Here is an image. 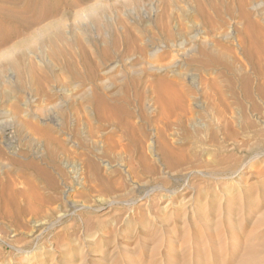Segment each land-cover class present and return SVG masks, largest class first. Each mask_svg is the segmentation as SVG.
<instances>
[{
  "label": "rangeland",
  "instance_id": "374dc122",
  "mask_svg": "<svg viewBox=\"0 0 264 264\" xmlns=\"http://www.w3.org/2000/svg\"><path fill=\"white\" fill-rule=\"evenodd\" d=\"M1 9L0 264H264V0Z\"/></svg>",
  "mask_w": 264,
  "mask_h": 264
},
{
  "label": "bare ground",
  "instance_id": "6f19581e",
  "mask_svg": "<svg viewBox=\"0 0 264 264\" xmlns=\"http://www.w3.org/2000/svg\"><path fill=\"white\" fill-rule=\"evenodd\" d=\"M7 2H8V4L9 3H11V4H13L14 2H15V0H6ZM3 2V1H2ZM2 10V9H1ZM0 10V17H4V18H6V19H8L9 18V13L7 12V11H5V12H3V10L1 11ZM244 17L246 18V20H247V22H248V30L246 31V34L250 37V38H257V37H259V36H261V37H264V30H263V28L261 27V26H259L257 23H256V20L252 17V14L251 13H246V12H244ZM251 47L249 46V49H250ZM255 48V50L257 51L258 50V48H257V46L256 47H254ZM248 49V52H249V54H252V50H249ZM254 53V52H253ZM97 90V89H96ZM96 90H95V105H96V107H97V109L99 110V111H102V110H109L110 108H111V105L108 103V101L106 100V99H104V97H101V96H99L100 94H97L96 93ZM94 93V92H93ZM143 198V197H142ZM8 205V204H7ZM249 238V237H248ZM247 238V239H248ZM251 239V238H250ZM249 243V242H248ZM262 245H263V243H262ZM240 246V245H239ZM244 247V246H243ZM264 247V246H263ZM260 248V247H259ZM245 249H246V247H245ZM255 250V249H254ZM253 249H252V251H254ZM238 251V250H237ZM250 250L248 249V254H250L251 255V253L252 252H249ZM256 252V251H255ZM254 252V253H255ZM253 253V254H254ZM258 253V252H257ZM241 254V253H240ZM245 254V253H244ZM252 254V255H253ZM186 255V254H185ZM242 255V254H241ZM240 255V256H241ZM260 255V254H259ZM254 256V255H253ZM252 256V257H253ZM256 256H257V258H258V255L256 254ZM256 256H254V257H256ZM184 257V256H183ZM187 257H188V255H187ZM186 257V259H188ZM239 257V256H238ZM241 258V257H240ZM233 260V259H232ZM243 260H244V258H243ZM252 260V259H251ZM236 261H238L237 260V258H236ZM247 261V259H245L244 260V262H246ZM260 261V260H259ZM183 262V261H182ZM236 263V262H235ZM239 263V262H238ZM258 263V262H257ZM256 263V264H257ZM185 264H187L186 262H185ZM261 264V263H260Z\"/></svg>",
  "mask_w": 264,
  "mask_h": 264
}]
</instances>
